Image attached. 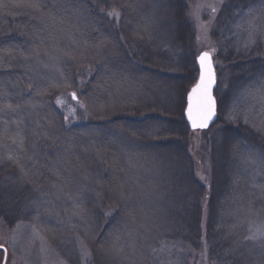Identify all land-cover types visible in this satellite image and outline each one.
Instances as JSON below:
<instances>
[{
  "label": "trees",
  "instance_id": "trees-1",
  "mask_svg": "<svg viewBox=\"0 0 264 264\" xmlns=\"http://www.w3.org/2000/svg\"><path fill=\"white\" fill-rule=\"evenodd\" d=\"M194 2L0 0L8 229L33 225L70 264L72 235L93 264H264V47L222 56L264 0H225L212 29L224 73L218 122L203 132L209 187L185 120L199 76ZM235 95L245 102L230 117Z\"/></svg>",
  "mask_w": 264,
  "mask_h": 264
},
{
  "label": "rangeland",
  "instance_id": "rangeland-1",
  "mask_svg": "<svg viewBox=\"0 0 264 264\" xmlns=\"http://www.w3.org/2000/svg\"><path fill=\"white\" fill-rule=\"evenodd\" d=\"M224 1L225 0H195L190 10V17L193 18L197 31V56L202 52L212 53L217 77L219 72L222 74L223 71L224 73V69L218 57L219 48H217L214 38H212V29ZM258 12L255 11L248 20L240 22V25L230 33L227 40L226 51H224L222 56L227 58L230 52L243 54L258 45L264 47V13ZM228 91L229 87L224 84L221 87V92L227 93ZM241 97L242 96L238 95L234 96L233 101L235 102L236 100L234 103L236 105L233 104L231 106L232 110L228 113V116L231 117L238 112L235 108L236 106L240 107V103L244 101V98L241 99ZM68 105L69 102L66 100L59 101V107L61 109L66 110ZM203 139V132H193L191 154L196 163L198 179L209 187L212 169L210 157L204 149ZM258 233L263 237L264 227L258 228ZM72 239L76 248V254L79 257V264H93L90 250L84 242L77 237V235H72ZM1 244H4L2 245L4 247L7 246L8 264H70L61 256L58 250L47 242L40 232L29 223L19 222L12 229H8L4 222L0 220V246ZM250 249L252 250V247H250ZM2 258L3 255L0 254V261ZM161 264L174 263H170L166 261V259H163ZM198 264H208V262L205 260V257H203Z\"/></svg>",
  "mask_w": 264,
  "mask_h": 264
},
{
  "label": "snow or ice",
  "instance_id": "snow-or-ice-1",
  "mask_svg": "<svg viewBox=\"0 0 264 264\" xmlns=\"http://www.w3.org/2000/svg\"><path fill=\"white\" fill-rule=\"evenodd\" d=\"M208 58V54L205 53L200 57L201 61V81L195 88L192 89V93L189 95V107H188V118L192 121L193 127H206L209 120H211L214 113V100L211 96V86L214 82V77L211 73V68L209 65V74L207 81H205V76L203 72L204 61ZM75 98V96L73 97ZM196 100L195 105V115L193 99ZM199 121V123H198Z\"/></svg>",
  "mask_w": 264,
  "mask_h": 264
},
{
  "label": "water",
  "instance_id": "water-1",
  "mask_svg": "<svg viewBox=\"0 0 264 264\" xmlns=\"http://www.w3.org/2000/svg\"><path fill=\"white\" fill-rule=\"evenodd\" d=\"M205 53L208 54V58L204 61V68H203V72H204V76H205V81H207V77L209 74V65L211 68V73L214 77V82L212 83L211 86V96L212 99L214 100V115L212 116L211 120L208 121L207 126L206 127H193L192 121L189 120L188 118V107H189V95L192 93V89L195 88L197 86V84L200 83L201 81V61H200V57L203 56ZM196 64L198 67V71H199V76H198V80L196 82V84L191 88V90L189 91L188 95H187V105H186V109H185V120L190 128V130L192 132H205L208 131L209 129H211L217 122H218V103H217V99L215 96V92L217 90V86H218V80H217V73H216V68L214 65V58L213 55L209 52H202L198 55L197 59H196ZM75 95H73L74 97ZM74 100H77L76 96L75 98H73ZM195 105H196V100L195 98L193 99V106H194V115H195ZM199 123V121H198ZM0 251H3L5 253V259H4V263L3 264H7V260H8V251L5 247L0 246Z\"/></svg>",
  "mask_w": 264,
  "mask_h": 264
}]
</instances>
